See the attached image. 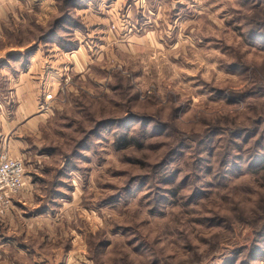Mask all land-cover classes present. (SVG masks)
Here are the masks:
<instances>
[{"label":"rangeland","instance_id":"obj_1","mask_svg":"<svg viewBox=\"0 0 264 264\" xmlns=\"http://www.w3.org/2000/svg\"><path fill=\"white\" fill-rule=\"evenodd\" d=\"M12 1L0 156L24 174L0 264H228L242 247L247 260L264 225V42L249 36L264 33V0H87L58 36L64 0ZM143 129L140 146L115 149Z\"/></svg>","mask_w":264,"mask_h":264},{"label":"trees","instance_id":"obj_2","mask_svg":"<svg viewBox=\"0 0 264 264\" xmlns=\"http://www.w3.org/2000/svg\"><path fill=\"white\" fill-rule=\"evenodd\" d=\"M87 1V0H64L62 2V5H64L66 7V9L62 11V14L61 15L62 17H58L55 19L54 23H53V29H52V33L57 35L58 36V29H61V28H64L65 27V23H67L66 19H70V16H69V10L68 8H71V9H76V7H80V4H84V2ZM60 3V2H59ZM262 27L264 28V23L262 24ZM69 30V29H68ZM255 30H258L257 28L250 31L249 33V36L252 37L251 41L250 42H253V41H258V42H261L263 43L264 42V33L263 34H258L256 36V31ZM57 31V32H56ZM50 32V34H51ZM60 38V37H59ZM65 42V41H64ZM65 45H67V43H64ZM64 45V47L60 46V48H67L66 46ZM68 46V45H67ZM255 93H250V95H253ZM109 125L110 124V121H103L102 123H99V127L100 125ZM98 125L95 127V129H93L92 131H90L89 133H87V135L85 136V138L80 142V144H83V142H85L86 139H89L90 137H92L93 135L97 134L98 130L100 128H98ZM144 131H139V133H137L136 137L134 136V133H132L131 135H128L127 133L126 134H123L122 136H119V135H115L114 137V147L116 150H120L121 148H125V147H129V146H133L134 144L140 146L139 144V139L140 137L143 138L146 136V131L145 129H143ZM234 134H237V133H232V131H229L227 133L228 136L232 137V136H236ZM226 135V136H227ZM225 136V137H226ZM251 136L252 135H249L248 136H245V140H243L244 142H250L252 139H251ZM224 137V138H225ZM203 141V140H202ZM201 143L198 144V146H201L204 141ZM230 143V145H228L229 147L231 148H235L236 145H235V141H232V139H229L228 140ZM179 143H182L179 142ZM252 143L250 146H254L256 143L255 142H250ZM230 150V149H229ZM210 152V151H209ZM223 156V155H222ZM212 157V156H211ZM222 160V159H221ZM227 160V159H226ZM253 161L255 162V164H258L259 163V159L258 158H254ZM227 161H223L222 164H226ZM251 166V165H249ZM252 167V166H251ZM208 173H210V169H206ZM248 170H251L250 168H248ZM222 178H225V175L222 177ZM130 187H128L127 189H125L127 192L129 191ZM171 195H173V193H170ZM264 225H263V230L258 233L256 235V237L259 238V240L253 242V244L250 246V249L248 250L247 252V260H244V261H241L238 259L239 256H241V254L247 249V247H242V249H236V250H232V259L229 261L228 260V264H236L238 262V264H251L252 261H256V259L258 258H263L264 257Z\"/></svg>","mask_w":264,"mask_h":264},{"label":"built area","instance_id":"obj_3","mask_svg":"<svg viewBox=\"0 0 264 264\" xmlns=\"http://www.w3.org/2000/svg\"><path fill=\"white\" fill-rule=\"evenodd\" d=\"M52 100L51 94H46L44 103ZM24 174L22 161L6 155L0 156V216L4 215L11 206L13 197L21 190Z\"/></svg>","mask_w":264,"mask_h":264},{"label":"crops","instance_id":"obj_4","mask_svg":"<svg viewBox=\"0 0 264 264\" xmlns=\"http://www.w3.org/2000/svg\"><path fill=\"white\" fill-rule=\"evenodd\" d=\"M17 10H19V5H16V2H13L12 0H0V20H2L4 17H8L9 15H15V16L18 15V12H16ZM73 60H74L75 68L77 66L82 67V64H84L82 53H79L77 56L73 57ZM81 62H82V64H81ZM36 66L38 67V65H35L34 67L37 68ZM30 67H32L31 63L28 64L27 70L25 72H23L24 74H20L18 76L16 74L15 78L11 77L13 80L11 78H8V80L10 82L9 87H8V93L10 95L14 92V89H15L14 82L15 81L20 82V79L22 78V76H26L29 73L28 68H30ZM40 73H42V71ZM38 94L39 93H37L36 97H34L35 96L34 93L32 94L30 91H28L26 93L29 104L27 105L26 109L24 108V110H23L26 112L22 114L23 119H25L27 117H32V119H34V121L36 122V126L40 123L39 122L40 119L37 118L40 116V115L39 116L37 115L39 112V110H37V109H39L38 108V104H39ZM39 95H41V94H39ZM34 121H32V124H34ZM18 122L21 123V121H18ZM11 130H13V127L11 128ZM36 131H37V129H36ZM10 213H11L10 211H7L6 214L0 216V221L4 219L5 220L4 222H6V223L7 222L9 223V221L11 222Z\"/></svg>","mask_w":264,"mask_h":264}]
</instances>
